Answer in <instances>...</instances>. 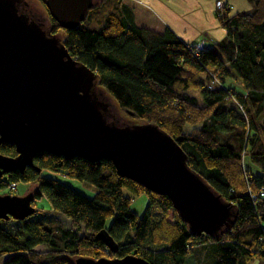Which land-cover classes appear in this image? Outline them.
Masks as SVG:
<instances>
[{
  "label": "trees",
  "instance_id": "16d2710c",
  "mask_svg": "<svg viewBox=\"0 0 264 264\" xmlns=\"http://www.w3.org/2000/svg\"><path fill=\"white\" fill-rule=\"evenodd\" d=\"M222 1L218 20L225 38L204 50L168 29L155 33L137 26L122 0H101L78 27L62 30V44L96 74L97 88L118 110L168 134L187 156V166L234 205L232 229L219 238L193 237L168 198L118 176L111 162L40 153L33 168L1 176L0 190L19 181L36 185L35 213L45 212L35 205L45 199L48 211L69 219L71 227H52L31 216L0 220L2 264H74L81 257L130 255L148 264H188L191 255L196 264H247L264 257V198H251L264 190V0H246L251 10L236 14L227 6L232 0ZM50 23L49 32L59 34ZM213 80L218 84L209 88ZM228 80L240 89L227 86ZM246 154L260 174L245 167ZM0 155L15 157V148L0 144ZM42 171L88 183L94 195L42 177ZM139 196L147 200L140 216L130 208ZM103 230L115 252L97 238ZM41 245L43 252L36 250Z\"/></svg>",
  "mask_w": 264,
  "mask_h": 264
},
{
  "label": "water",
  "instance_id": "95a60500",
  "mask_svg": "<svg viewBox=\"0 0 264 264\" xmlns=\"http://www.w3.org/2000/svg\"><path fill=\"white\" fill-rule=\"evenodd\" d=\"M27 5L26 0H0V144L16 152L15 157L0 155V177L33 168L40 153L109 161L118 176L168 198L193 237L219 238L230 231L234 205L187 166L183 150L157 126L119 123L113 103L97 88L96 74L71 56L60 34L29 15ZM44 5L60 33L78 27L95 7L93 0H44ZM32 203V193L0 195V220L32 216ZM97 238L116 251L107 231ZM74 264L148 263L130 255L81 257Z\"/></svg>",
  "mask_w": 264,
  "mask_h": 264
},
{
  "label": "crops",
  "instance_id": "0c3cea01",
  "mask_svg": "<svg viewBox=\"0 0 264 264\" xmlns=\"http://www.w3.org/2000/svg\"><path fill=\"white\" fill-rule=\"evenodd\" d=\"M228 3L232 6L231 14L250 11L246 0ZM122 4L132 11L137 26L155 33L168 29L184 44L198 50L213 47L225 38L215 0H122Z\"/></svg>",
  "mask_w": 264,
  "mask_h": 264
},
{
  "label": "rangeland",
  "instance_id": "374dc122",
  "mask_svg": "<svg viewBox=\"0 0 264 264\" xmlns=\"http://www.w3.org/2000/svg\"><path fill=\"white\" fill-rule=\"evenodd\" d=\"M218 1H221V5L224 8L225 2H223L222 0H218ZM43 2L44 1L38 2V0H30L29 4H30V7L32 8V10L34 9L35 12H39L40 14L43 13V14L47 15L46 14L47 10H46V7L43 5ZM216 3H217V1L215 0V10L217 12V18H219L220 13L222 11L221 9H223V8L218 10V8L216 7ZM227 6L229 7V10L231 11L232 6L229 3ZM249 6H250V10H251V5L249 4ZM243 12H245V11H243ZM218 13H219V15H218ZM46 26H48V28H50L48 22H46ZM226 85L233 87V88L240 89V86L233 80H228L226 82ZM102 94H103V97L106 96L103 92H102ZM234 105H235V103H230L227 107H231ZM111 112H112L113 116L121 124H127V125L146 124L143 121H138V120H135V119L127 116L122 111L118 110L114 104H112ZM248 150H249V147L247 148V151ZM244 164H245V167L247 169H249L253 174H256V173L260 174L259 167H257L256 165H254L251 162L250 157L247 154L244 157ZM41 176L45 177V178L56 179L60 183H62L63 185L72 189L73 191L80 193V194H82L88 198H92L94 195V192H95V188L92 185L85 183V182H80L77 180L69 179L61 173H51V172H47V171H42ZM34 191H36V185H30V184H26L24 182L19 181V182H17V188L14 192H10V190L8 188H4V189L0 190V195H16V196L22 197V196H25L28 193H32ZM124 194L126 196L131 197L130 194L126 191H124ZM35 205L37 208H44L45 212L35 213L33 216H31L32 220L42 222L45 225H51L52 227L57 225V224L62 225L64 228H70L71 227V221L69 219H67L61 215H55L54 213H51L48 211L49 206H48L45 199L36 200ZM146 206H147V200H146L145 196L133 197L131 200V203H130L131 210L139 216L144 213ZM109 223H110V220H109V222H107V226ZM0 226H2L1 222H0ZM4 228L7 229L5 226H4ZM83 232H84V230H83V228H81L79 233L82 234ZM36 250L43 252L46 250V248H45V246L41 245V246L37 247ZM2 260H0V264H2ZM188 264H196V258L194 255H191L188 257ZM247 264H264V257L263 258H255Z\"/></svg>",
  "mask_w": 264,
  "mask_h": 264
},
{
  "label": "flooded vegetation",
  "instance_id": "af4514ba",
  "mask_svg": "<svg viewBox=\"0 0 264 264\" xmlns=\"http://www.w3.org/2000/svg\"><path fill=\"white\" fill-rule=\"evenodd\" d=\"M27 2H28V5H27V7H26V11L28 12V14L29 15H31V16H34L38 21H40V22H43V24L45 25V28L49 31L50 30V28H51V23H50V17H49V15H48V13L46 12V14L47 15H45V14H43V13H39V12H35L34 11V9L32 10V8L30 7V4H29V1L30 0H26ZM39 2V1H38ZM40 2H42V0L40 1ZM24 10V11H25ZM46 16V17H45ZM46 22H48L49 23V27L50 28H48V26H46ZM58 35V34H57Z\"/></svg>",
  "mask_w": 264,
  "mask_h": 264
},
{
  "label": "built area",
  "instance_id": "2783aa9c",
  "mask_svg": "<svg viewBox=\"0 0 264 264\" xmlns=\"http://www.w3.org/2000/svg\"><path fill=\"white\" fill-rule=\"evenodd\" d=\"M216 7L218 8V10H220L221 8H223L222 5H221V1H217V3H216ZM221 10H222V9H221ZM213 79H215V78H213ZM215 84H218V83H217L216 80H213V81L211 82L209 88H212ZM236 105H237V104H236ZM16 188H17V184H15V183H12V184H10V185L8 186V189L10 190V192H14V191L16 190ZM251 198H252L253 201H254V200H257L258 198H264V190L261 191V192L259 193V195H257V196H252Z\"/></svg>",
  "mask_w": 264,
  "mask_h": 264
},
{
  "label": "clouds",
  "instance_id": "9594fccd",
  "mask_svg": "<svg viewBox=\"0 0 264 264\" xmlns=\"http://www.w3.org/2000/svg\"><path fill=\"white\" fill-rule=\"evenodd\" d=\"M59 34H60L61 37H63V35H64L63 32L62 33H59Z\"/></svg>",
  "mask_w": 264,
  "mask_h": 264
}]
</instances>
